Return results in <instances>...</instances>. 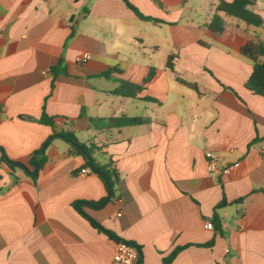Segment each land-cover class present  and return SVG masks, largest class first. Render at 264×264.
<instances>
[{
    "label": "crops",
    "instance_id": "crops-1",
    "mask_svg": "<svg viewBox=\"0 0 264 264\" xmlns=\"http://www.w3.org/2000/svg\"><path fill=\"white\" fill-rule=\"evenodd\" d=\"M128 1L152 19L124 0H0V147L28 164L49 141L36 179L0 151V264H113L117 241L78 205L135 243L139 264L177 248L170 264H264V97L245 87L254 62L240 52L264 43V24L219 12L214 33L218 0L200 20L187 0ZM250 9L264 19V0ZM120 80L141 90L115 94ZM208 151L228 174L209 172ZM224 199L221 230L207 229Z\"/></svg>",
    "mask_w": 264,
    "mask_h": 264
},
{
    "label": "trees",
    "instance_id": "trees-1",
    "mask_svg": "<svg viewBox=\"0 0 264 264\" xmlns=\"http://www.w3.org/2000/svg\"><path fill=\"white\" fill-rule=\"evenodd\" d=\"M157 4H161L159 0H153ZM257 0H233L232 2H227L225 0H218V5L216 8V13L212 17V19L207 23V28L214 32V33H221L224 30V23L221 18V16L218 14L219 12H224L229 16H232L234 18L239 19L240 21H243L248 26H254L259 27L264 24V19L261 15L258 13L252 11L250 9V6H253L256 3ZM124 2L127 4V6L132 9L140 18L142 19H152L151 17L144 16L139 9L131 4L128 0H124ZM240 52L242 55L250 58L254 62L253 72L251 76L248 78V80L245 83V87L251 91L252 93L256 95H260L264 97V43L262 40H260L258 37H256L254 40L248 41L245 45H243L240 49ZM118 69H114V71H117ZM52 71L55 74V77L58 75L65 73V68L62 67V62L54 67ZM111 73H103L102 76L110 77ZM152 75L150 74L149 78ZM147 79V80H148ZM225 88H228L232 90L229 87L224 86ZM141 90V86L137 84H133L127 81H119L118 88L114 91L115 94L123 95V96H135L139 91ZM40 123L43 124H52L53 120L51 117H49L45 112H43V115L39 119ZM136 121L128 120L127 124H134ZM54 136H57L56 134ZM53 136V137H54ZM62 137L65 138L67 141L71 143L72 149H74L76 152L81 153V150L78 149V142L77 139L72 134H62ZM49 141H47L48 143ZM45 143L42 148L35 153V156L30 159L28 164H25L20 161H13L7 157L5 154V151L0 147V151L2 152V160L1 162H5L8 164V166L14 170L15 168H21L23 169L29 176L33 179H36L40 169L43 167L44 163L47 160L46 154H45V147L47 145ZM85 152L89 153L90 149L88 147H85ZM103 179L106 180L107 186L113 190L114 182L111 178V175L106 172L104 169H98ZM108 197L101 199L99 201H92L87 203L88 206L91 207H97L100 208L106 204L108 201ZM227 204L226 200L224 199L221 203H219L216 208L215 212L212 217V223L213 227L216 231H220L222 228L221 218L219 217L217 210ZM78 211L89 220L91 225L99 230L100 232L107 235L109 238L119 242V241H125L123 239H120L117 237L112 231L105 228L103 225L89 217L86 213L83 212L81 209V205L77 206ZM127 243L135 245V243L130 241H125ZM213 241L205 244L206 246H212ZM181 249L177 248L175 249L167 258L164 259V264H170L174 258L177 256Z\"/></svg>",
    "mask_w": 264,
    "mask_h": 264
},
{
    "label": "built area",
    "instance_id": "built-area-1",
    "mask_svg": "<svg viewBox=\"0 0 264 264\" xmlns=\"http://www.w3.org/2000/svg\"><path fill=\"white\" fill-rule=\"evenodd\" d=\"M89 55L86 54L84 58H88ZM70 124L69 121H67ZM206 157L208 160V170L212 174L216 173H223L228 174L231 170V166H225L223 164L222 157L213 151H208L206 153ZM89 170L84 168L81 170V173L85 174L88 173ZM120 213L118 214V216ZM207 229H213L212 221H207L205 224ZM141 258V251L140 249L133 244L127 243L125 241L117 242L116 251L113 255V264H139Z\"/></svg>",
    "mask_w": 264,
    "mask_h": 264
},
{
    "label": "rangeland",
    "instance_id": "rangeland-1",
    "mask_svg": "<svg viewBox=\"0 0 264 264\" xmlns=\"http://www.w3.org/2000/svg\"><path fill=\"white\" fill-rule=\"evenodd\" d=\"M211 1L212 0H187V8L192 7L198 9V11H196V13H198V16H196L195 19L200 20L203 14L206 13L205 9L207 10V12H209L208 10L210 8ZM189 13H191V11L187 9V14Z\"/></svg>",
    "mask_w": 264,
    "mask_h": 264
},
{
    "label": "water",
    "instance_id": "water-1",
    "mask_svg": "<svg viewBox=\"0 0 264 264\" xmlns=\"http://www.w3.org/2000/svg\"><path fill=\"white\" fill-rule=\"evenodd\" d=\"M82 152L84 153V155H86V158L89 160V156L86 154L85 150L83 148H81ZM92 167L94 168V165H92Z\"/></svg>",
    "mask_w": 264,
    "mask_h": 264
}]
</instances>
